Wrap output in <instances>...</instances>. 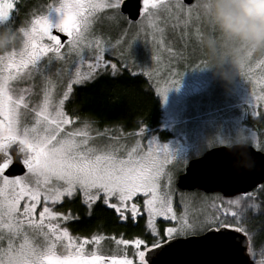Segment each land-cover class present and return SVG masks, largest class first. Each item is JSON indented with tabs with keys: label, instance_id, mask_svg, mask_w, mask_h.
<instances>
[{
	"label": "snow or ice",
	"instance_id": "6c2138e0",
	"mask_svg": "<svg viewBox=\"0 0 264 264\" xmlns=\"http://www.w3.org/2000/svg\"><path fill=\"white\" fill-rule=\"evenodd\" d=\"M122 2L58 0L49 4L46 12L33 15L25 26L14 28L10 15L14 4L12 0H0V27L9 28L22 38L0 53V264H150L148 253L160 248L165 239L209 228L232 229L251 240L252 233L243 224L247 211L255 212L259 204L229 201L235 210L225 209L223 219L214 216L190 222L184 216L178 217L169 190L173 177L164 167L170 158L175 159L167 145H157L154 150L155 140H148L146 152L140 149L139 141L126 148L110 129L99 130L93 122L65 110L74 85L91 81L108 66L116 74L117 64L105 59L109 46L119 53L123 68L137 75L132 71L137 64L131 48L142 33L151 37L152 58L159 61L160 51L165 48L162 25L171 22L173 28H187L193 18L203 21L199 0L194 5L185 4L184 0H143L142 19L131 39H125L128 32L123 31L115 43L105 41L95 34L94 26L105 10L112 11L104 18L118 23ZM60 34L67 39L62 40ZM197 35L202 40L204 33L198 29ZM167 50L172 52L171 47ZM253 53L249 52L241 63V76L251 74L249 61ZM54 63L57 67L53 70ZM202 63L205 67L206 61ZM85 64L86 71L82 70ZM261 65L264 61L257 67ZM142 74L151 77L152 70H143ZM175 83L179 85L178 81ZM169 89L157 86L156 92L166 97ZM143 133L142 128L138 135ZM249 135L257 146L255 134ZM101 138L106 139L97 142ZM17 162L26 172L6 174ZM232 164L242 169L253 167L255 160L243 150L235 154ZM162 177L167 178V184L162 185ZM76 193L81 194L89 210L102 200L122 221L135 222L142 211L146 213L151 245L142 238L111 237L116 248L109 254L102 247V241L109 237L74 236L67 222L78 217L57 210L56 205ZM141 196L142 205L138 200ZM245 197L254 200L253 193H246ZM229 216L235 223L228 222ZM157 217L177 224L161 233L156 226ZM232 243V233L228 231H219L213 240L214 245L225 250ZM129 246L133 249L131 258ZM248 251L255 256L250 243ZM260 252L262 259L254 260V264H264V245Z\"/></svg>",
	"mask_w": 264,
	"mask_h": 264
},
{
	"label": "rangeland",
	"instance_id": "374dc122",
	"mask_svg": "<svg viewBox=\"0 0 264 264\" xmlns=\"http://www.w3.org/2000/svg\"><path fill=\"white\" fill-rule=\"evenodd\" d=\"M18 1L12 0L14 7L10 10V15ZM53 3H58V0H45L44 6L37 14L46 12L48 10L47 6ZM196 3L197 0L192 5ZM141 4L142 12L143 0H141ZM111 11L105 10L104 13L100 14L101 20L94 26L95 34L101 35L105 41L115 43L116 38L120 36L121 32L127 31L128 36L125 39L130 40L137 30L136 26L141 21V16L138 21L132 22L119 11V22L113 23L104 18L105 15L111 14ZM31 17L21 26H25ZM55 18L53 16V19ZM162 26L165 27V48L160 51L159 61L152 58L154 53L151 37H147L142 33L131 48L132 59L137 64L132 68V71L138 73L137 75H132L130 71L123 68L119 53L112 50L109 46V50L105 53V59L117 64L116 74H113L110 66L106 69H100L99 74L91 81L74 85L73 92L76 88L94 81L97 77L99 79L105 76L143 77L153 89L160 104L161 121L158 127L153 129L144 128V133L141 135H138V133H140L142 128L131 133H125L113 128L108 129L111 130L112 135L120 138L119 143L129 149L136 146L137 141H139L140 149L145 152L148 149V140H155L153 143L154 150L157 145H167L169 153L175 158H170L164 167L165 172L173 177L169 190L172 194L173 208L177 216H184L190 222L205 221L214 216H221V219H223L224 217L221 214L225 209L235 210V207L230 205L229 201L237 199L242 200L244 203L255 202L259 204V209L255 212L249 209L246 217L248 214L256 215L258 212L264 210L263 190L252 192L254 200L246 198L245 195L226 199L217 193L205 194L200 191H178L176 181L191 160L200 157L211 148L225 146L238 133H244L246 136L254 133L257 146H254L251 135H249L248 145L264 153V146L260 143L257 132L248 126L249 117H257V109H264V99H258V97L264 96V65L257 67L261 61H264V53H253L249 61L252 69L249 76H241L239 73L231 83H227L215 75L212 70L204 68V64L202 63L205 57L197 31L198 29L203 33L208 31L203 21H196L193 18L187 28L183 26L173 28L171 22ZM168 47L172 48L171 53L168 52ZM85 54L87 55V53ZM55 67L57 65L54 63L52 65L53 70ZM82 70H87L86 64ZM143 70H152V76L143 75ZM97 79L95 81H98ZM177 81L179 82L178 86L175 83ZM37 84H39V80H37ZM157 86L170 87L166 97H161L157 94ZM71 95L72 93L70 94V98ZM94 127L99 130L105 129L98 128L95 125ZM104 139L106 138H101L97 142H102ZM161 183L162 185L167 184V178L162 177ZM73 198H78L79 203L87 207L82 202L80 193H76L72 198H65L64 201ZM138 200L142 205V196L138 197ZM113 202L115 201L113 200ZM97 203L111 209L104 205L102 200L97 201L95 204ZM142 215L145 216L147 221L146 213L142 211ZM160 219L165 221L164 225H161L158 229L161 233L168 227H174L177 224L176 221L164 220L163 217L156 218V220ZM228 222L235 223V219L229 216ZM202 232L204 231L192 232L179 236V238L189 235H199ZM102 247L109 254L116 248L113 240L102 241ZM260 248L261 245L256 248L254 257L250 256L253 261H260L262 259ZM132 251V247L129 246L128 255L130 258L132 257ZM135 264H138V261Z\"/></svg>",
	"mask_w": 264,
	"mask_h": 264
},
{
	"label": "trees",
	"instance_id": "16d2710c",
	"mask_svg": "<svg viewBox=\"0 0 264 264\" xmlns=\"http://www.w3.org/2000/svg\"><path fill=\"white\" fill-rule=\"evenodd\" d=\"M44 4L45 0H19L11 13L12 26L18 28L24 25L33 14L41 11ZM95 80L76 88L72 93L66 104V111L70 115L78 114L98 128H113L125 133L158 127L161 121L160 104L143 77L105 76ZM257 110V117H249L248 126L257 132L260 143L264 146V109ZM256 190L264 191V185ZM56 209L78 217L67 222L74 236L90 237L101 234L129 240L142 238L151 244L152 237L139 224H118L116 215L99 203L89 210L79 203L78 198H73L58 204ZM263 211L256 215L248 214L243 224L252 233L249 243L255 250L264 244Z\"/></svg>",
	"mask_w": 264,
	"mask_h": 264
},
{
	"label": "water",
	"instance_id": "95a60500",
	"mask_svg": "<svg viewBox=\"0 0 264 264\" xmlns=\"http://www.w3.org/2000/svg\"><path fill=\"white\" fill-rule=\"evenodd\" d=\"M195 0H184L193 4ZM141 0H124L119 11L130 21L136 22L141 15ZM244 151L254 158L255 165L237 169L232 160L239 150L218 146L205 151L191 160L184 172L177 178L179 191H200L205 194H220L230 199L253 192L264 185V153L248 145ZM22 163H14L6 174L22 175ZM219 231L232 233V245L225 250L213 244ZM207 230L201 235L176 238L160 248L152 249L148 255L150 264H254L248 253V238L231 229Z\"/></svg>",
	"mask_w": 264,
	"mask_h": 264
},
{
	"label": "clouds",
	"instance_id": "9594fccd",
	"mask_svg": "<svg viewBox=\"0 0 264 264\" xmlns=\"http://www.w3.org/2000/svg\"><path fill=\"white\" fill-rule=\"evenodd\" d=\"M199 11L208 29L201 40L204 68L231 83L249 52L264 53V0H199ZM21 39L9 28L0 27V53ZM248 143L247 136L238 133L225 146L243 151Z\"/></svg>",
	"mask_w": 264,
	"mask_h": 264
},
{
	"label": "flooded vegetation",
	"instance_id": "af4514ba",
	"mask_svg": "<svg viewBox=\"0 0 264 264\" xmlns=\"http://www.w3.org/2000/svg\"><path fill=\"white\" fill-rule=\"evenodd\" d=\"M61 35V38H62V40H66L67 38H66V36H64V34H60ZM69 102V101H68ZM67 102V103H68ZM26 172V170L24 171V173ZM23 173V174H24ZM64 202V201H63ZM62 202V203H63ZM98 204V203H97ZM100 204V203H99ZM102 206V205H101ZM86 208H88V207H86ZM105 209H107V210H109V211H111V212H113L115 215H116V217H117V219H118V224H120V225H127L128 223L129 224H131V225H133V226H135V225H137V224H139L140 226H141V228L142 229H144V231H146V233H148L149 235H150V233L147 231V229H146V219H145V216H141V217H138L137 218V220L135 221V222H133L131 219H128L127 221H122V220H120V218H119V216L115 213V211L113 210V209H108V208H106V207H104ZM164 222L165 221H162L161 219L160 220H156V226H157V229H159L160 228V226L162 225H164ZM211 229V228H210ZM203 233V232H202ZM201 233V234H202ZM200 235V234H199ZM151 236V235H150ZM189 236H192V235H189ZM106 237H109V239H106V240H112V239H110L111 237H113L112 235H109V236H107L106 235ZM186 237H188V236H186ZM120 238V237H119ZM177 238H179V237H177ZM181 238H185V237H181ZM135 239V238H134ZM176 239V238H175ZM173 240V239H172ZM169 241H171V240H167V241H164L162 244H165L166 242H169ZM161 244V245H162Z\"/></svg>",
	"mask_w": 264,
	"mask_h": 264
}]
</instances>
